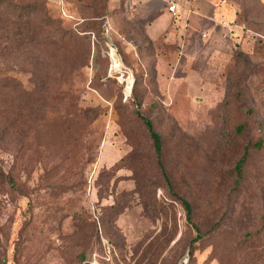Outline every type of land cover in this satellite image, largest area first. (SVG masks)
Listing matches in <instances>:
<instances>
[{"label":"rangeland","instance_id":"obj_1","mask_svg":"<svg viewBox=\"0 0 264 264\" xmlns=\"http://www.w3.org/2000/svg\"><path fill=\"white\" fill-rule=\"evenodd\" d=\"M211 1L177 43L129 0H0V264H264V0Z\"/></svg>","mask_w":264,"mask_h":264},{"label":"crops","instance_id":"obj_2","mask_svg":"<svg viewBox=\"0 0 264 264\" xmlns=\"http://www.w3.org/2000/svg\"><path fill=\"white\" fill-rule=\"evenodd\" d=\"M169 2L177 5L175 13L168 11ZM129 3L135 29L139 23L149 38L177 43L183 32L186 42L194 41L201 32L206 36L217 21L220 9L211 0H129ZM108 23L113 28L114 21L111 19Z\"/></svg>","mask_w":264,"mask_h":264},{"label":"trees","instance_id":"obj_3","mask_svg":"<svg viewBox=\"0 0 264 264\" xmlns=\"http://www.w3.org/2000/svg\"><path fill=\"white\" fill-rule=\"evenodd\" d=\"M21 14H18L16 17L20 16ZM107 23H108V20H107ZM109 25V23H108ZM136 114L138 116H140L145 125H146V128H147V131H148V134H149V137L151 139V143H152V146H153V149H154V152H155V155L157 157V160H158V164L160 165V167L162 168V163H161V155H162V140H161V137L160 135L155 131V129L153 128V125H152V122L147 119V118H144L139 109L137 108L136 110ZM237 129H241L240 126H237ZM263 138H261V140H257L256 142H254V146L258 147V148H261L262 145L264 144ZM245 155V154H244ZM244 160H245V156H243L241 159H239L237 161V163L235 164L234 166V174L237 176V175H240V173L242 172V168H243V164H244ZM179 199L181 200V203L184 207V210H185V217H186V220L193 224V220H192V206L191 204L183 199L182 197L178 196ZM194 228H196V226L193 225Z\"/></svg>","mask_w":264,"mask_h":264},{"label":"built area","instance_id":"obj_4","mask_svg":"<svg viewBox=\"0 0 264 264\" xmlns=\"http://www.w3.org/2000/svg\"><path fill=\"white\" fill-rule=\"evenodd\" d=\"M167 9L169 12L175 13L177 9V5L174 2L167 3Z\"/></svg>","mask_w":264,"mask_h":264},{"label":"water","instance_id":"obj_5","mask_svg":"<svg viewBox=\"0 0 264 264\" xmlns=\"http://www.w3.org/2000/svg\"><path fill=\"white\" fill-rule=\"evenodd\" d=\"M188 258H189V251H187L185 253L183 258L181 260H179V262L177 264H186L188 262Z\"/></svg>","mask_w":264,"mask_h":264}]
</instances>
